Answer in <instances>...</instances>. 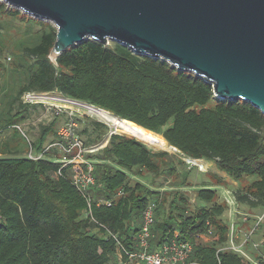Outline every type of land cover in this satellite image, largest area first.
I'll list each match as a JSON object with an SVG mask.
<instances>
[{
    "label": "trees",
    "instance_id": "trees-1",
    "mask_svg": "<svg viewBox=\"0 0 264 264\" xmlns=\"http://www.w3.org/2000/svg\"><path fill=\"white\" fill-rule=\"evenodd\" d=\"M1 13L40 29L31 41H20L12 50L11 68L0 61V95L5 91L1 80L5 71L19 77L13 91L2 99L0 134L27 118L31 103L23 102L24 93L58 91L161 134L184 157L215 161L234 180L250 176L251 182L236 191L237 200L251 208L264 207V114L258 107L242 99H218L213 85L203 77L163 58L136 53L120 42L102 44L89 38L52 60L51 49L57 40L53 23L4 1H0ZM3 31L1 23L0 54ZM104 123L95 122L99 132L85 139L87 145L102 140L109 128ZM111 129L115 133L107 145L88 154L96 179L89 189L96 221L86 214L88 197L73 183V166L65 167L60 175L61 165L54 158L63 154L55 148L46 150L48 134L61 139L55 120L41 125L39 136L27 142L28 149L43 153L40 159L20 155L25 151L19 140L21 130L13 129L14 134L4 142L0 139V264L118 262V240L134 249L142 212L152 201L156 218L161 219L153 227V245L178 231L180 238L194 243L190 261L197 263L191 264H253L224 247L230 224L222 216L228 204L216 201L217 189L198 188V198L210 205L193 212H188L184 193L174 191L163 216L164 192L150 189L142 178L150 175L151 184L156 185V178L176 173L167 160L169 150L154 151L125 129ZM76 132L81 136L89 130ZM187 178L175 184L189 185ZM223 182L217 177L216 184ZM109 199L112 204L108 206L104 201ZM95 227L99 231L94 232ZM209 228H213L209 241L198 237Z\"/></svg>",
    "mask_w": 264,
    "mask_h": 264
},
{
    "label": "water",
    "instance_id": "water-1",
    "mask_svg": "<svg viewBox=\"0 0 264 264\" xmlns=\"http://www.w3.org/2000/svg\"><path fill=\"white\" fill-rule=\"evenodd\" d=\"M0 1L54 23L52 60L89 38L120 42L203 77L216 98L242 99L264 114V0Z\"/></svg>",
    "mask_w": 264,
    "mask_h": 264
},
{
    "label": "rangeland",
    "instance_id": "rangeland-1",
    "mask_svg": "<svg viewBox=\"0 0 264 264\" xmlns=\"http://www.w3.org/2000/svg\"><path fill=\"white\" fill-rule=\"evenodd\" d=\"M1 23L4 26V31H3L4 49L2 54H0V61L7 68H11L15 58L14 54L12 53V50L15 49V47L17 46V44H19L20 41H25V40L31 41V39L35 37L36 32L40 29V26H33L29 28V26L26 25L24 21H21L17 18L11 19L7 15L2 13L0 14V24ZM18 78L19 77H17V75H14L9 71H5L3 73L1 80H2L3 90L5 89V91L0 95V114L2 112L1 110L4 108L2 99L5 94L13 91V87L16 84H18ZM53 93L59 94L60 92L53 91ZM30 105L31 106L28 107L29 109L26 113L27 118L22 121H19L18 123L21 125L22 129L25 131L26 134L25 135L23 132L20 131L21 136L19 140H21L22 146L24 147L25 150L23 153H20V155L23 156H27V154H29L27 142H34V140L39 136L41 125H48L49 123H51V121L55 120L56 131L57 134H59L61 128H63V126H65L70 120V116H69L70 110L75 111L74 120L77 124V128H76L77 131L80 133V131L84 130L85 128L89 130L88 134L81 133V136L84 138V140L85 139L87 140L89 137L99 132L95 124L96 121H100L103 123L105 122L104 124L108 125L109 128L105 136H103L102 140L99 143H97L98 145L105 142L102 148L107 145V138H109L110 136L109 133L112 130L111 127H115L109 124L107 121L100 120L98 117L92 114L90 115L82 107H79L78 105L75 106L64 101L61 102L56 99H47L44 101L43 100L34 101ZM50 107H55V108L63 107L64 111L60 115H57L55 110L52 111V108ZM1 118L2 116L0 115V121ZM13 134H14L13 130L9 128L5 132L3 133L1 132L0 139L2 142H4L5 139H9V137H11V135ZM57 138L58 137L54 133L48 134V139L45 142V146L46 147L49 146L50 143L53 140H56ZM165 150H157V151H165ZM168 150L170 155L167 157V160L176 167L177 170L176 173L172 175L167 174L168 176L167 178L164 176H160L156 178V183H157L156 185L151 184L150 180L152 177L150 175L146 176L145 178H142V180L145 183H147L150 189L156 190V192L160 191V193L164 192L163 198L166 199V203L164 205L165 214L163 213V216H166L168 212L170 206L169 203L171 199L174 197V191L179 190L184 193L187 199L186 206L188 208V212H193L201 206L210 205L198 198L197 196L198 188L211 187L217 189L218 197L216 198V201L218 203H224L223 194L226 189L232 190L236 195V191L239 190L241 186L251 182L250 176H246L242 180L241 179H239L238 181L234 180L225 172L220 171L215 161L212 160L206 161L204 159H191L188 157H184L182 152L179 151L178 149L177 150L167 149V151ZM184 161L186 162V164H184L185 163ZM186 176H188L187 180L189 182V185L181 184L180 186L175 184V181H180L181 178H184ZM217 177H221L224 180V182L222 184H216ZM156 198L157 196L152 197V200ZM237 203H238L237 206L233 210L231 209L230 205L226 206V210L222 218H224V220L228 221L230 224L229 233L231 232L232 229L231 227L232 223H235L236 229H239L240 237L235 238L237 244H239L246 237L244 235L245 233H250L255 228L252 231L253 232L252 236L249 237L248 240L246 241L247 244L246 245L244 244V246L242 247L246 250V252H248V255L253 260H256V258L258 259L260 252H264V207L251 208L250 204L240 202L238 200ZM259 216H262V219ZM245 217L247 218V220L245 219ZM156 220L160 221L161 219L156 218ZM240 221L242 222V224L241 227L238 228L239 226H237V224L240 223ZM93 231L94 232L99 231V229L95 227L93 228ZM205 240L209 241L208 239ZM255 243H257V246L253 245ZM108 264H118V262L111 260V262Z\"/></svg>",
    "mask_w": 264,
    "mask_h": 264
},
{
    "label": "built area",
    "instance_id": "built-area-1",
    "mask_svg": "<svg viewBox=\"0 0 264 264\" xmlns=\"http://www.w3.org/2000/svg\"><path fill=\"white\" fill-rule=\"evenodd\" d=\"M37 92H27L23 95L24 103H33L37 100ZM52 111L55 110L57 115H60L63 111V107H50ZM48 109V108H47ZM69 111V110H68ZM70 120L69 122L61 128L59 131V136L61 139H58L54 142H51L49 146L46 147V150L50 148L60 151L63 155L61 157H55V161L60 163L61 168L59 174H63V169L67 166H73L72 179L74 185L80 190L83 194L88 197V210L87 216L91 217L93 221H96L93 217L91 202L92 198L89 193V189L96 182L94 178L93 170L94 164L93 160L88 157V154L98 151L102 148L101 144H92L87 145L84 138L76 132L77 124L73 121L72 117L75 116V111H69ZM11 129L21 130L25 134V131L22 129L20 124H14L11 126ZM112 130L109 135L112 134ZM26 135V134H25ZM67 141V142H65ZM29 154L27 156L31 159H40L43 157V153H38L33 151L32 147L28 150ZM223 201L230 205L233 210L237 206V195L230 190L226 189L223 194ZM105 204L108 206L112 204V200H105ZM147 207L143 210L141 216V224L137 232L136 243L134 249H129L124 247L121 242L118 240V264H191L197 263L190 261V258L194 251V243L190 239L180 238L178 231H175V236L166 239L165 241L154 244L151 239L153 238L152 232L153 227L155 226L156 220V205L152 201L146 205ZM262 219V216H259ZM247 220V218L245 217ZM209 224V222H208ZM232 229L229 234V239L224 247L233 249L240 254H242L246 259L251 261L253 264H264V252H260V258L253 260L248 252L242 247L246 243L249 237L252 236V231L250 233H245L246 236L239 244L236 243L235 238H239V230L236 229L235 223H232ZM213 228H209L207 233H198V237H203L209 239L211 237ZM111 233V232H110ZM115 238L118 237L113 234ZM251 239V238H250ZM257 246V243L253 244Z\"/></svg>",
    "mask_w": 264,
    "mask_h": 264
},
{
    "label": "bare ground",
    "instance_id": "bare-ground-1",
    "mask_svg": "<svg viewBox=\"0 0 264 264\" xmlns=\"http://www.w3.org/2000/svg\"><path fill=\"white\" fill-rule=\"evenodd\" d=\"M36 99L37 100H47V99H56L58 101H64L67 103H70L75 106L82 107L87 111L90 115H94L98 117L100 120L107 121L109 124L118 127V128H123L128 133L130 132L133 134L135 137L140 139L142 142H144L148 148H152L154 150H165V149H173L177 150L174 147H172L169 142L164 138L161 134L154 133L153 131H149L145 129L144 127L140 126L136 122H132L129 120H120L118 117L115 115L105 112L104 110L96 107L89 105L83 101L79 100H74L63 93H53V91H47V92H37L36 93Z\"/></svg>",
    "mask_w": 264,
    "mask_h": 264
},
{
    "label": "crops",
    "instance_id": "crops-1",
    "mask_svg": "<svg viewBox=\"0 0 264 264\" xmlns=\"http://www.w3.org/2000/svg\"><path fill=\"white\" fill-rule=\"evenodd\" d=\"M204 161V160H203Z\"/></svg>",
    "mask_w": 264,
    "mask_h": 264
}]
</instances>
